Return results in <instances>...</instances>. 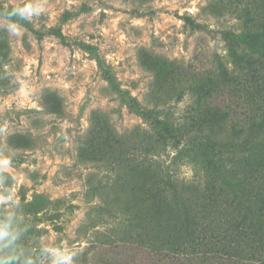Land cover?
Segmentation results:
<instances>
[{
	"label": "rangeland",
	"instance_id": "obj_1",
	"mask_svg": "<svg viewBox=\"0 0 264 264\" xmlns=\"http://www.w3.org/2000/svg\"><path fill=\"white\" fill-rule=\"evenodd\" d=\"M19 2L0 0V7ZM235 5L232 0H45L44 15L21 22V37L9 39L0 31V126L7 128L0 145L17 151L12 188L36 230L27 238L33 253L47 240L82 248L77 264L130 258V234L111 233L119 226V212L109 193L135 185V176L127 171L125 184L115 183L117 146L104 158L91 161L88 154L105 152L108 131H128L131 138L137 131L151 132V110L187 122L197 92L180 82L181 74L207 69L226 54L225 31L244 30L230 11ZM51 93L60 100V112L53 109ZM182 146L189 145H159L156 161L179 180L198 181L201 172ZM110 233L118 242L125 239L127 248L106 255L105 248L94 247ZM260 258L250 264H260Z\"/></svg>",
	"mask_w": 264,
	"mask_h": 264
},
{
	"label": "trees",
	"instance_id": "obj_2",
	"mask_svg": "<svg viewBox=\"0 0 264 264\" xmlns=\"http://www.w3.org/2000/svg\"><path fill=\"white\" fill-rule=\"evenodd\" d=\"M232 1L243 32L225 31L226 54L207 69L181 74L180 82L197 92L187 122L151 110V132L131 138L108 131L105 152L88 154L91 161L104 158L117 146L115 183L123 186L127 171L136 179L109 193L119 212L111 233L130 234L131 256L101 264H250L260 257L264 264V0ZM51 96L60 112L59 98ZM169 141L189 145L181 148L201 172L198 181L179 180L156 161L158 146ZM111 233L94 246L106 255L127 248Z\"/></svg>",
	"mask_w": 264,
	"mask_h": 264
},
{
	"label": "clouds",
	"instance_id": "obj_3",
	"mask_svg": "<svg viewBox=\"0 0 264 264\" xmlns=\"http://www.w3.org/2000/svg\"><path fill=\"white\" fill-rule=\"evenodd\" d=\"M46 12L45 0H21L11 6L0 7V31L9 39L23 35L24 23H32ZM7 128L0 126V134ZM17 151L0 145V264H77L82 253L79 246L50 243L45 240L33 253L27 242L31 231L24 204L12 188L10 170Z\"/></svg>",
	"mask_w": 264,
	"mask_h": 264
}]
</instances>
